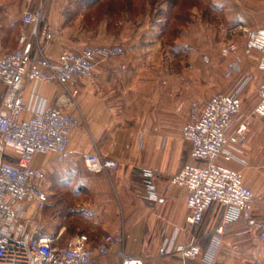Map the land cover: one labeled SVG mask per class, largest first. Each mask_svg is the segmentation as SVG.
<instances>
[{
	"label": "crops",
	"instance_id": "0c3cea01",
	"mask_svg": "<svg viewBox=\"0 0 264 264\" xmlns=\"http://www.w3.org/2000/svg\"><path fill=\"white\" fill-rule=\"evenodd\" d=\"M39 2L33 0L30 9ZM93 3L45 0L46 18L33 34L31 25L22 22L24 1L0 0L1 53L14 49L22 36L31 37L33 51L38 46L51 60L62 51L79 52L87 45L118 43L124 50L121 55L99 60L90 76L72 78L69 88L77 91L73 106L66 105L65 93L55 82L35 87L25 80L23 97L30 110L56 106L79 120L61 160L51 152L34 156L32 166L45 174L40 189L46 201L40 209L35 201L25 203V217L34 214L33 221L44 224V234L56 237L60 244L85 233L88 246L94 247L104 235L124 234L122 244L112 245L106 256L94 258L92 264H120L116 254L120 249L141 258L143 264H182L177 253L158 255L161 243L165 239L174 244L194 239L205 252L213 230L222 223L224 210L212 205L200 224L190 225L185 189H166L169 178L183 164L197 163L189 157L181 128L192 102L202 105L210 94H229L237 88L241 112L250 114L262 79L258 54L244 48V31L225 39L237 47L233 56L226 52L227 43L219 46L214 38L209 39L208 32L205 42H200L199 34L178 29L173 51H184L187 60L162 58L160 32L148 23L152 8L148 10L145 4L143 19L136 20L133 7V13L126 12L121 21L95 14L90 9ZM215 56L221 62L217 73ZM230 63L235 71L226 78L224 68ZM4 91L0 84V98ZM92 152L114 160L117 167L90 171L83 155ZM1 159L14 163L16 155L3 146ZM225 164L239 171L252 191L253 222L240 219L223 225L209 264H264V239L258 238L264 232V118L251 117L242 153ZM188 263L205 264L200 259Z\"/></svg>",
	"mask_w": 264,
	"mask_h": 264
},
{
	"label": "built area",
	"instance_id": "2783aa9c",
	"mask_svg": "<svg viewBox=\"0 0 264 264\" xmlns=\"http://www.w3.org/2000/svg\"><path fill=\"white\" fill-rule=\"evenodd\" d=\"M22 22L36 27L46 18L45 0H39L34 10L33 0H23ZM244 48L258 54L257 67L262 74L258 89V101L250 114L241 112L239 88L229 94L213 93L199 105L190 104L188 120L181 128V136L189 144V157L197 163H185L173 174L166 189L175 186L186 191L190 225L201 223L204 214L212 205L223 208L222 223L213 230L205 252L194 239L181 244L165 239L158 255L177 253L182 264L200 259L212 262L219 242L222 226L245 219L253 222V194L243 183L239 171L225 163L242 153L245 132L251 117L264 118V36L257 29H244ZM226 52L237 55L234 43H228ZM124 53L118 44L87 45L79 52L62 51L56 59L45 56L38 46L33 51L31 37L22 36L19 44L8 52H0V84L5 91L0 98V264H92L94 258L106 256L112 245L122 244L123 233L107 234L94 246H88V237L79 233L64 244L44 234V224L33 221L34 214L25 217V203L35 201L38 209L46 201L40 189L44 172L32 166L37 154L54 153L61 160L67 151L69 135L78 124V118L60 107L43 106L30 110L24 100L25 80L35 87L55 82L65 93V103L75 104L76 89L69 83L74 76L88 77L101 59ZM234 65L227 64L224 76L230 77ZM246 80L241 82V86ZM30 110V114L25 116ZM239 121L234 124V121ZM7 146L16 155L14 163L1 159L2 148ZM85 166L92 172L113 170L114 160L96 152L83 155ZM264 239V232L258 234ZM120 264H143L141 258L130 257L123 249L117 251Z\"/></svg>",
	"mask_w": 264,
	"mask_h": 264
},
{
	"label": "rangeland",
	"instance_id": "374dc122",
	"mask_svg": "<svg viewBox=\"0 0 264 264\" xmlns=\"http://www.w3.org/2000/svg\"><path fill=\"white\" fill-rule=\"evenodd\" d=\"M90 8L92 12L101 16L118 17L132 14L136 20L143 19L142 8L146 4L152 8V18L148 20L156 32H160V56L162 58H183L187 60L188 54L184 51H173V41L176 30L192 31L200 35V42H205L207 32L209 39L219 45L227 43L230 38L244 29L264 27V0H94ZM131 3V4H130ZM164 9L161 13L156 11ZM158 15V16H157ZM161 17V18H159ZM123 18V17H122ZM121 20V19H120ZM122 21V20H121ZM143 20H141L142 22ZM165 22L161 27V23ZM212 32V34H211ZM211 36V37H210ZM187 37H184V39ZM188 39V38H187ZM118 44V43H115ZM228 44V43H227ZM244 44V42H243ZM122 46L121 44H118ZM123 47V46H122ZM171 49V50H170ZM255 52V51H253ZM257 53V52H255ZM201 57V56H199ZM219 62V63H218ZM220 59L215 56L214 68L219 71ZM76 105V99L75 104ZM262 201V200H260ZM264 201L261 202L263 205Z\"/></svg>",
	"mask_w": 264,
	"mask_h": 264
},
{
	"label": "water",
	"instance_id": "95a60500",
	"mask_svg": "<svg viewBox=\"0 0 264 264\" xmlns=\"http://www.w3.org/2000/svg\"><path fill=\"white\" fill-rule=\"evenodd\" d=\"M258 33H259L260 35L264 36V29H259V30H258Z\"/></svg>",
	"mask_w": 264,
	"mask_h": 264
},
{
	"label": "trees",
	"instance_id": "16d2710c",
	"mask_svg": "<svg viewBox=\"0 0 264 264\" xmlns=\"http://www.w3.org/2000/svg\"><path fill=\"white\" fill-rule=\"evenodd\" d=\"M156 12H157V13H160V12H161V10L159 9V10H157ZM164 24H165V22H161V27H163V26H164Z\"/></svg>",
	"mask_w": 264,
	"mask_h": 264
}]
</instances>
